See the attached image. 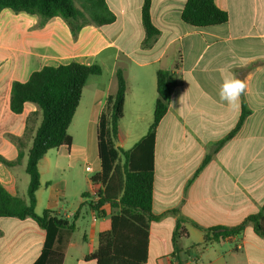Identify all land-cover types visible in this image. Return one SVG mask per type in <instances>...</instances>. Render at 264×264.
Listing matches in <instances>:
<instances>
[{
    "label": "crops",
    "instance_id": "1",
    "mask_svg": "<svg viewBox=\"0 0 264 264\" xmlns=\"http://www.w3.org/2000/svg\"><path fill=\"white\" fill-rule=\"evenodd\" d=\"M185 1L151 0L150 18L160 35L148 47L143 46V0H106L116 17L113 24L86 25L76 37L60 17L39 26L36 15L11 9L0 12V156L4 159H16L18 150L9 137H21L28 114L37 109L27 103L21 114L10 111L13 82L24 83L43 67L71 62L101 69L99 76L87 78L72 119L89 124L86 147L76 143L68 129L71 144L49 150L38 163L35 213L72 215L67 221L73 222L74 231L62 264H96L86 258L95 252L99 234L110 229L111 216L117 212L109 204L100 207L99 215L89 208L91 195L99 188L89 180L100 171L93 139L97 152V126L103 114L108 117L106 101L116 92L117 69L123 71L127 84L118 124L140 126L137 133L123 132L118 126L116 146L123 151L144 137L152 123L156 72L169 70L177 81L155 130L151 214L157 219L148 223L144 264H264V236L257 235L252 224L236 235L204 242L206 229L236 227L264 207V0H214L228 14V21L208 27L181 20ZM229 76L247 85L238 108L219 98L220 85ZM242 103L249 115L215 151L236 126ZM29 146L24 144L19 165L8 168L0 163V184L8 194L24 200ZM209 153L211 159L195 175ZM79 164L85 177L76 187L77 180L71 184L67 173ZM83 194L87 195L83 198ZM44 242L45 232L33 219L0 218V264H45Z\"/></svg>",
    "mask_w": 264,
    "mask_h": 264
},
{
    "label": "trees",
    "instance_id": "2",
    "mask_svg": "<svg viewBox=\"0 0 264 264\" xmlns=\"http://www.w3.org/2000/svg\"><path fill=\"white\" fill-rule=\"evenodd\" d=\"M214 0H186L181 11V20L193 27H208L224 24L228 14L219 9ZM151 0H143L141 8L144 28L143 46L153 43L160 31L150 18ZM11 9L36 15L38 25L60 17L67 24L72 37H76L82 27H96L113 24L116 17L109 9L106 0H0V12ZM179 61V60H178ZM98 65L85 66L75 62L57 67H43L33 72L24 82H13L10 88L9 109L13 114H21L24 105L33 104L40 112L41 120L27 136H10L18 155L8 161L0 156V163L11 168L19 165L24 157V144L30 143L26 154L25 171L29 177L26 199L12 196L0 184V218H31L45 232L43 255L45 264H62L66 247L74 231L73 222L59 218L53 211L44 210L41 215L34 211L36 192L40 187L38 163L51 149L71 144L69 126L79 105L82 89L89 76H99ZM123 71L115 72L116 92L106 101L108 117L103 114L97 126V154L100 171L90 178L97 189V201L89 202V208L96 215L100 207L109 204L113 211L108 231L98 236V247L86 259L96 264H144L147 256L148 223L157 217L151 214L154 177L155 130L168 110L169 100L177 84L175 74L169 70L156 72V100L153 106V119L148 131L131 149L117 147L118 122L122 118L123 104L127 90ZM35 113V112H34ZM250 111L242 103L241 113L234 129L216 145L215 151L231 139L240 129ZM28 116L26 122L28 121ZM120 156L123 163L120 166ZM211 154L205 156L200 170L209 162ZM87 194H83L84 198ZM247 224H252L259 236H264V207L256 214L248 216L233 228L212 227L205 230L204 242L219 237L236 235ZM212 234V237L209 235Z\"/></svg>",
    "mask_w": 264,
    "mask_h": 264
},
{
    "label": "rangeland",
    "instance_id": "3",
    "mask_svg": "<svg viewBox=\"0 0 264 264\" xmlns=\"http://www.w3.org/2000/svg\"><path fill=\"white\" fill-rule=\"evenodd\" d=\"M28 117H29L28 121L27 122L25 121V124H27V127H26L27 136H30L32 134V131H34V129L39 124L41 120V116H40V112L36 109V111H31L28 114ZM117 125L120 127L121 131L123 132H126L127 129H131L132 131L137 133L140 130V126L137 124H136L137 126H134L133 124H117ZM88 127H89V124H85L84 121L81 124H77L75 120L71 122V125L69 127V133L74 137L75 142L84 147H86V136H87ZM30 129L32 130L31 132L29 131ZM121 141H122V136H121ZM121 141H119V143ZM93 142L95 144L94 145V152H95L94 159L96 160L97 159L96 138L93 139ZM120 162L121 163L123 162V158L121 156H120ZM82 168L83 166L79 164V168H77L76 170L72 172L67 173L68 179L71 184L73 183L72 181L77 180L76 187L82 184L84 177H85L82 173ZM72 187H75V186H72ZM78 199H80V195L78 196ZM66 201H67L66 202L67 204L73 203L72 202L73 200L72 201L66 200Z\"/></svg>",
    "mask_w": 264,
    "mask_h": 264
},
{
    "label": "clouds",
    "instance_id": "4",
    "mask_svg": "<svg viewBox=\"0 0 264 264\" xmlns=\"http://www.w3.org/2000/svg\"><path fill=\"white\" fill-rule=\"evenodd\" d=\"M246 82L234 76L223 79L220 89L219 98L230 108H238L240 98L246 90Z\"/></svg>",
    "mask_w": 264,
    "mask_h": 264
},
{
    "label": "built area",
    "instance_id": "5",
    "mask_svg": "<svg viewBox=\"0 0 264 264\" xmlns=\"http://www.w3.org/2000/svg\"><path fill=\"white\" fill-rule=\"evenodd\" d=\"M86 171H87V172H90V173L93 172L92 168H90V167H86ZM90 201H91V202H96V201H97V192H94V193L91 195ZM62 207H63V206H62ZM70 217H72V215H71V214H67L66 212H64V213L62 214V216H59V218L64 219V220H67V219L70 218Z\"/></svg>",
    "mask_w": 264,
    "mask_h": 264
}]
</instances>
